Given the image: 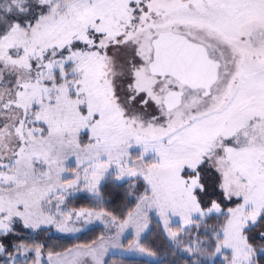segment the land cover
Listing matches in <instances>:
<instances>
[{
	"label": "snow or ice",
	"instance_id": "obj_1",
	"mask_svg": "<svg viewBox=\"0 0 264 264\" xmlns=\"http://www.w3.org/2000/svg\"><path fill=\"white\" fill-rule=\"evenodd\" d=\"M117 250L264 264V0H0V264Z\"/></svg>",
	"mask_w": 264,
	"mask_h": 264
},
{
	"label": "trees",
	"instance_id": "obj_2",
	"mask_svg": "<svg viewBox=\"0 0 264 264\" xmlns=\"http://www.w3.org/2000/svg\"><path fill=\"white\" fill-rule=\"evenodd\" d=\"M88 201L86 200H80V201H77L76 203H74L73 206H80V205H87ZM152 239H154L153 236H149L148 237V241L149 243H151ZM117 259H120V258H123L126 262V264H144L145 261H148L146 259H142V258H136V257H121V256H118L116 257Z\"/></svg>",
	"mask_w": 264,
	"mask_h": 264
},
{
	"label": "rangeland",
	"instance_id": "obj_3",
	"mask_svg": "<svg viewBox=\"0 0 264 264\" xmlns=\"http://www.w3.org/2000/svg\"><path fill=\"white\" fill-rule=\"evenodd\" d=\"M131 236H128V239H131ZM121 256V254L119 253V250H117V254L116 257ZM122 257H136V258H142V259H146V260H150L151 258L148 257H144L140 254L137 253H124Z\"/></svg>",
	"mask_w": 264,
	"mask_h": 264
}]
</instances>
